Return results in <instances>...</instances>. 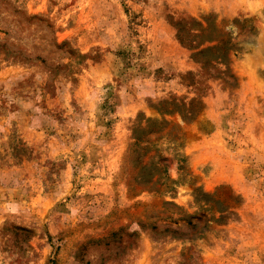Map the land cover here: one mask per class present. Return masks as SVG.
I'll use <instances>...</instances> for the list:
<instances>
[{
  "label": "rangeland",
  "instance_id": "rangeland-1",
  "mask_svg": "<svg viewBox=\"0 0 264 264\" xmlns=\"http://www.w3.org/2000/svg\"><path fill=\"white\" fill-rule=\"evenodd\" d=\"M0 264H264V0H0Z\"/></svg>",
  "mask_w": 264,
  "mask_h": 264
}]
</instances>
